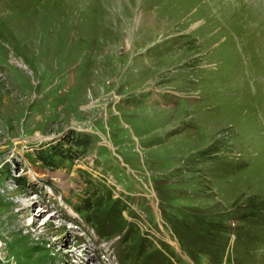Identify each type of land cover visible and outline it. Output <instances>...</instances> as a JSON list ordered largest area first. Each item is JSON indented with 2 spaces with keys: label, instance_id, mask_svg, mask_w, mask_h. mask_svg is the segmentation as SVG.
Returning <instances> with one entry per match:
<instances>
[{
  "label": "rangeland",
  "instance_id": "1",
  "mask_svg": "<svg viewBox=\"0 0 264 264\" xmlns=\"http://www.w3.org/2000/svg\"><path fill=\"white\" fill-rule=\"evenodd\" d=\"M0 264H264V0H0Z\"/></svg>",
  "mask_w": 264,
  "mask_h": 264
},
{
  "label": "bare ground",
  "instance_id": "2",
  "mask_svg": "<svg viewBox=\"0 0 264 264\" xmlns=\"http://www.w3.org/2000/svg\"><path fill=\"white\" fill-rule=\"evenodd\" d=\"M15 63L18 65V66H20V67H22V68H24V69H28L26 66H25V64H23L22 62H20V61H16L15 60ZM40 137V136H39ZM41 138H43V137H41Z\"/></svg>",
  "mask_w": 264,
  "mask_h": 264
}]
</instances>
